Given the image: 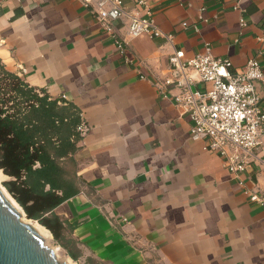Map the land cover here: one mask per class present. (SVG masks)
Here are the masks:
<instances>
[{
  "label": "crops",
  "instance_id": "1",
  "mask_svg": "<svg viewBox=\"0 0 264 264\" xmlns=\"http://www.w3.org/2000/svg\"><path fill=\"white\" fill-rule=\"evenodd\" d=\"M145 1L171 39L130 38L116 22L119 54L77 1L0 0L3 64L88 126L74 154L79 192L54 213L73 226L80 264H264V208L154 86L174 50L192 57L205 44L234 69L255 59L264 72V0ZM257 93L264 113V83ZM240 180L264 196L263 167Z\"/></svg>",
  "mask_w": 264,
  "mask_h": 264
},
{
  "label": "built area",
  "instance_id": "2",
  "mask_svg": "<svg viewBox=\"0 0 264 264\" xmlns=\"http://www.w3.org/2000/svg\"><path fill=\"white\" fill-rule=\"evenodd\" d=\"M74 1L90 11L101 30L113 39L119 54H124L125 43L117 35L116 22L130 38L171 39L156 26L145 0H135L131 7L120 0ZM240 25H244L242 20ZM260 40L264 42V35ZM259 83H264V72L255 59L234 69L228 58L214 57L205 44L203 52L192 57H186L181 49L174 50L168 57L167 76L154 86L189 118L190 139L204 141L223 168L239 179L250 202L264 208V196L245 188L240 180L251 165L264 168V113L257 93ZM77 130L83 137L88 126L81 120Z\"/></svg>",
  "mask_w": 264,
  "mask_h": 264
},
{
  "label": "trees",
  "instance_id": "3",
  "mask_svg": "<svg viewBox=\"0 0 264 264\" xmlns=\"http://www.w3.org/2000/svg\"><path fill=\"white\" fill-rule=\"evenodd\" d=\"M80 123L72 103L30 86L0 59V171L8 178L3 187L74 262L79 251L69 237L73 226L54 210L79 192L74 154L83 138Z\"/></svg>",
  "mask_w": 264,
  "mask_h": 264
},
{
  "label": "water",
  "instance_id": "4",
  "mask_svg": "<svg viewBox=\"0 0 264 264\" xmlns=\"http://www.w3.org/2000/svg\"><path fill=\"white\" fill-rule=\"evenodd\" d=\"M20 216L0 189V264H67L56 260L43 237Z\"/></svg>",
  "mask_w": 264,
  "mask_h": 264
},
{
  "label": "rangeland",
  "instance_id": "5",
  "mask_svg": "<svg viewBox=\"0 0 264 264\" xmlns=\"http://www.w3.org/2000/svg\"><path fill=\"white\" fill-rule=\"evenodd\" d=\"M8 180V178L5 176V177H3L2 179H1V181H0V186L1 187H3V182H5V181H7ZM4 188V187H3ZM1 189V188H0ZM4 190H5V188H4ZM6 191V190H5ZM11 198V197H10ZM12 199V198H11ZM9 201V200H8ZM15 207V206H14ZM16 208V207H15ZM18 209V208H17ZM19 210V209H18ZM20 211V213H21V210H19ZM21 218L23 217V218H25V220H28L22 213H21V216H20ZM30 221H32V220H30ZM33 222V221H32ZM43 244L47 247V248H49V249H51L52 251H53V253H54V250H56V249H58L57 250V254H55L54 253V255H55V258H56V260L59 262V263H67L68 264V256H67V254H66V252H65V250L64 249H62L55 241H54V239H53V237H52V235H50V238H48L47 240L46 239H43ZM70 259V258H69ZM73 263L74 264H80V263H78V262H74L73 261Z\"/></svg>",
  "mask_w": 264,
  "mask_h": 264
},
{
  "label": "bare ground",
  "instance_id": "6",
  "mask_svg": "<svg viewBox=\"0 0 264 264\" xmlns=\"http://www.w3.org/2000/svg\"><path fill=\"white\" fill-rule=\"evenodd\" d=\"M3 177H5L3 174H2V172L0 171V181H1V179L3 178ZM0 188H1V190H2V192L4 193V195H5V197L7 198V200H9V202L13 205V206H15L16 207V209L18 208L19 210H20V208H19V206L16 204V202L13 200V199H11L10 197L11 196H9V194L7 193V191H5L4 190V188L3 187H1L0 186ZM21 213H22V211H21ZM23 214V213H22ZM24 215V214H23ZM20 220H23V221H26L27 223H29L33 228H35V230L43 237V239H48V238H50V232L48 231V230H46L44 227H42V226H40L37 222H32V221H30V220H25V218H21L20 217ZM57 250L58 249H56V250H54V253L55 254H57ZM68 264H74L73 263V261H71L69 258H68Z\"/></svg>",
  "mask_w": 264,
  "mask_h": 264
}]
</instances>
